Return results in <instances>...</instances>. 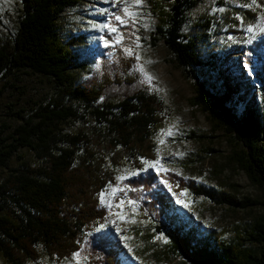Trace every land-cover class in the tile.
<instances>
[{"label": "trees", "instance_id": "trees-1", "mask_svg": "<svg viewBox=\"0 0 264 264\" xmlns=\"http://www.w3.org/2000/svg\"><path fill=\"white\" fill-rule=\"evenodd\" d=\"M16 1L14 38L5 42L0 32V79L30 71L49 79L55 94L0 142V173L5 176L0 183V258L6 264H32L41 257L72 262L87 234L107 220L100 195L110 184H118V174L125 168L142 171V159L156 160L154 137L161 107L156 96L130 76L132 67L123 50L114 60L103 59L96 72L80 65L73 41L61 38V16L83 0ZM203 1H150L158 20L153 45L164 42L186 77L194 81L193 105L230 137L235 148L232 161L264 190V113L255 102L239 97L242 88H252L248 75L240 72L241 79H232L221 72L219 64L225 58L219 51L203 57L201 46L214 48L213 21L205 19L195 37L183 33L188 12ZM247 51V62L253 57L263 61L264 36ZM79 69L87 71L90 79L79 81L75 72ZM259 75L264 79V67ZM239 98L244 105L241 112ZM68 121L80 127L66 132L63 125ZM21 150L31 153V160L21 157ZM15 157L21 161L12 168ZM158 179L149 170L129 184L134 198L142 200L140 214L151 222L156 235L168 239V260L264 264V218L231 240L201 233L176 211L170 193L158 188ZM191 188L219 205L239 207L232 196L195 184ZM89 238L87 264H122L123 245L114 233L94 232Z\"/></svg>", "mask_w": 264, "mask_h": 264}, {"label": "rangeland", "instance_id": "rangeland-1", "mask_svg": "<svg viewBox=\"0 0 264 264\" xmlns=\"http://www.w3.org/2000/svg\"><path fill=\"white\" fill-rule=\"evenodd\" d=\"M150 1L154 0H142L137 5L136 0H83L61 16V38L64 42L73 41L81 66L96 72L103 59L114 60L119 49L123 50L127 65L132 67L130 76L137 77L140 86L158 99L161 110L154 137L156 160L142 159V171H134L133 166L125 168L118 174V184H110L100 195L107 220L87 234L78 257L75 255L72 262L41 257L32 264H87L86 250L94 232L117 236L124 249L122 264H187L183 258L168 260V239L156 235L151 222L140 214L142 200L134 198L129 182L149 170L159 176L157 186L170 193L176 211L201 233L231 240L245 235L247 229L264 218V190L232 161L235 148L230 137L193 105L195 83L186 77L164 42L153 45L158 20ZM17 10L16 0H0V32L5 42L16 34ZM118 16L120 20L116 19ZM187 16L183 33L190 37L201 34L205 19L213 21L214 48L201 46L203 57L219 51L225 58L219 64L221 72L232 79H241L240 72L247 74L252 88H242L239 97L255 102L264 113V79L259 75L264 59L253 57L251 63L247 62V48L264 36V0H205ZM122 68L117 75L126 67ZM75 72L82 82L91 77L82 69ZM0 93L1 142L47 104L55 90L49 79L24 71L0 79ZM241 98L237 103L239 112L244 109ZM237 99L238 96L234 101ZM79 127L76 121L63 125L66 132ZM19 155L32 158L27 150H21ZM20 161L15 157L10 167L16 168ZM4 177V172L0 173V183ZM192 184L232 196L239 207L219 205L198 196L193 193ZM0 264L6 263L0 258Z\"/></svg>", "mask_w": 264, "mask_h": 264}, {"label": "snow or ice", "instance_id": "snow-or-ice-1", "mask_svg": "<svg viewBox=\"0 0 264 264\" xmlns=\"http://www.w3.org/2000/svg\"><path fill=\"white\" fill-rule=\"evenodd\" d=\"M141 3H142V0H136V4H137V5H140ZM116 19H117V20H120L121 18L118 16V17H116ZM121 22L123 23V21H121ZM104 27H108V26L105 25ZM110 30H111V31H116L115 28H111ZM76 255H77V257H78V256H79V253H77Z\"/></svg>", "mask_w": 264, "mask_h": 264}]
</instances>
